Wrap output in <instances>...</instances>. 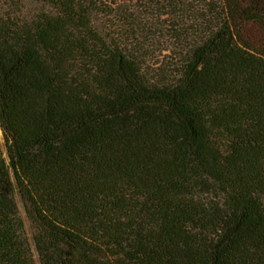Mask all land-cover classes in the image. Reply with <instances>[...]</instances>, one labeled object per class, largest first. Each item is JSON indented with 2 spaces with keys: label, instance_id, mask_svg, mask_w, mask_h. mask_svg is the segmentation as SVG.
Returning a JSON list of instances; mask_svg holds the SVG:
<instances>
[{
  "label": "trees",
  "instance_id": "16d2710c",
  "mask_svg": "<svg viewBox=\"0 0 264 264\" xmlns=\"http://www.w3.org/2000/svg\"><path fill=\"white\" fill-rule=\"evenodd\" d=\"M0 128V264H264V0H0Z\"/></svg>",
  "mask_w": 264,
  "mask_h": 264
},
{
  "label": "rangeland",
  "instance_id": "374dc122",
  "mask_svg": "<svg viewBox=\"0 0 264 264\" xmlns=\"http://www.w3.org/2000/svg\"><path fill=\"white\" fill-rule=\"evenodd\" d=\"M35 9H36V5H35L34 3H32V2H27V3H26V6H25V12H26V13H29V12L35 10ZM0 144L2 145V147H3L4 150H5V146H4V137H3V133H2V131H1V128H0ZM19 205H20V210H21L22 216L25 218V214H24L23 206H22L21 203H20ZM27 226H28L29 237H30V240H31V242H32V233H31V231H30V228H29V224H28V223H27ZM32 244H33V242H32ZM36 259H37V257H36ZM37 262H38V260H37ZM38 264H39V263H38Z\"/></svg>",
  "mask_w": 264,
  "mask_h": 264
}]
</instances>
